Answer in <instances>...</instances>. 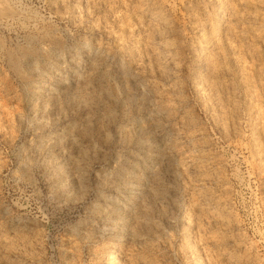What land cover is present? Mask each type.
Listing matches in <instances>:
<instances>
[{"label": "rangeland", "instance_id": "374dc122", "mask_svg": "<svg viewBox=\"0 0 264 264\" xmlns=\"http://www.w3.org/2000/svg\"><path fill=\"white\" fill-rule=\"evenodd\" d=\"M0 264H264V0H0Z\"/></svg>", "mask_w": 264, "mask_h": 264}, {"label": "bare ground", "instance_id": "6f19581e", "mask_svg": "<svg viewBox=\"0 0 264 264\" xmlns=\"http://www.w3.org/2000/svg\"><path fill=\"white\" fill-rule=\"evenodd\" d=\"M240 3H238V4H235L234 6H231V11L230 12H232V13H228L229 14V16H227L228 18L226 19V21L224 22V24H223V27H225L226 29H232V26L234 25L233 23H234V19L235 18H237V13H238V11L243 7V5L244 4H242L241 3V1H239ZM221 5H223V4H221ZM225 5V4H224ZM231 5V4H230ZM246 5V4H245ZM229 6V5H228ZM225 7H226V5H225ZM222 9V8H221ZM226 10V9H225ZM227 11H229V8H228V10ZM153 14V13H152ZM219 16V15H218ZM222 16V15H221ZM221 16H220V18H221ZM204 17V16H203ZM202 17V18H203ZM152 18V17H151ZM207 18V17H206ZM205 18V19H206ZM216 18H218V17H216ZM215 18V19H216ZM224 19V18H223ZM209 20V19H208ZM213 20V19H212ZM215 21H217V20H215ZM222 21V20H221ZM203 22V21H202ZM211 22V21H210ZM219 23H220V21H219ZM233 24V25H232ZM219 25V24H218ZM152 28V27H151ZM154 29V28H153ZM202 30V29H201ZM212 30V29H211ZM149 31V30H148ZM153 31V30H152ZM203 31V30H202ZM205 33V32H204ZM210 35V34H209ZM205 36H207V35H205ZM205 36H201L200 37V40H199V48H200V50L202 51V53L203 52H211V51H213L215 48H217V42H212V40H210L211 38V36H209V37H205ZM214 39V38H213ZM199 50V49H198ZM199 50V51H200ZM211 54V53H210ZM208 55V54H207ZM172 59V58H171ZM207 59H209V58H207ZM173 61V60H172ZM170 67V66H169ZM174 68V67H173ZM163 73V72H162ZM166 80V79H165ZM204 84V83H203ZM208 86V85H207ZM212 86V85H211ZM84 153V152H83ZM203 192V191H202ZM211 196V195H210ZM212 197V196H211ZM211 197H209V196H205L204 198H203V201H204V203H207V204H209L210 203V205H212L211 204ZM217 203V202H216Z\"/></svg>", "mask_w": 264, "mask_h": 264}]
</instances>
